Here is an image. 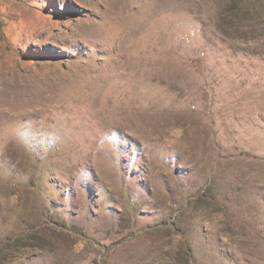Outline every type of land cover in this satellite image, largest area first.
<instances>
[{
  "label": "rangeland",
  "instance_id": "rangeland-1",
  "mask_svg": "<svg viewBox=\"0 0 264 264\" xmlns=\"http://www.w3.org/2000/svg\"><path fill=\"white\" fill-rule=\"evenodd\" d=\"M0 264H264V0H0Z\"/></svg>",
  "mask_w": 264,
  "mask_h": 264
}]
</instances>
